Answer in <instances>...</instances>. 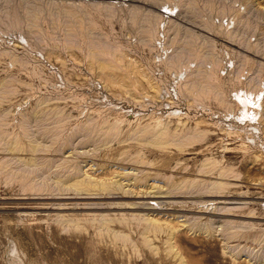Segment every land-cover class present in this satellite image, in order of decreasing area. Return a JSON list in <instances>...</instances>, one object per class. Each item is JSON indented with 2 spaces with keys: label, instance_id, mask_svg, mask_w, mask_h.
<instances>
[{
  "label": "rangeland",
  "instance_id": "obj_1",
  "mask_svg": "<svg viewBox=\"0 0 264 264\" xmlns=\"http://www.w3.org/2000/svg\"><path fill=\"white\" fill-rule=\"evenodd\" d=\"M0 264H264V0H0Z\"/></svg>",
  "mask_w": 264,
  "mask_h": 264
},
{
  "label": "bare ground",
  "instance_id": "obj_2",
  "mask_svg": "<svg viewBox=\"0 0 264 264\" xmlns=\"http://www.w3.org/2000/svg\"><path fill=\"white\" fill-rule=\"evenodd\" d=\"M130 64H131V67L134 69L135 68V64L131 63V62H130ZM150 86L152 87V85H150ZM185 135H190V134H188L186 132H179L177 128L174 131H171L167 124H162V123H158L152 129V132H151V137L154 138V139L169 138L171 140L177 141V144H180L183 140L187 139L185 137ZM194 135L195 134L192 133L191 137H193ZM209 161H210V164H212L213 166L217 165L216 160H209ZM73 184L75 186H83L87 190H92L94 188L96 189L97 187H101L102 189H108V186L106 185V183H96V182L93 183V182H90L87 179L85 180V178L82 179V180H76ZM223 186H224L223 184H216V187H218V189L223 188ZM116 235L121 236L122 238L126 237L125 235H122V234H119V233H116ZM147 241H149V240H147ZM233 257H235V255H233Z\"/></svg>",
  "mask_w": 264,
  "mask_h": 264
}]
</instances>
